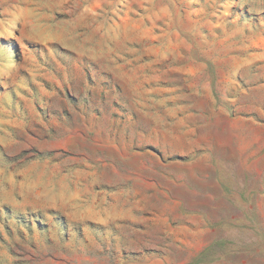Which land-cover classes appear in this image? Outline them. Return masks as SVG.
<instances>
[{
	"label": "rangeland",
	"instance_id": "1",
	"mask_svg": "<svg viewBox=\"0 0 264 264\" xmlns=\"http://www.w3.org/2000/svg\"><path fill=\"white\" fill-rule=\"evenodd\" d=\"M0 264H264V0H0Z\"/></svg>",
	"mask_w": 264,
	"mask_h": 264
}]
</instances>
